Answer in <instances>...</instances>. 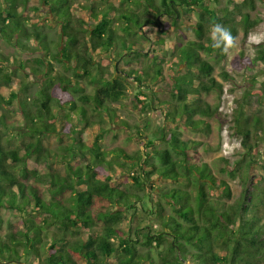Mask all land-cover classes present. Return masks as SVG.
<instances>
[{
    "label": "trees",
    "instance_id": "1",
    "mask_svg": "<svg viewBox=\"0 0 264 264\" xmlns=\"http://www.w3.org/2000/svg\"><path fill=\"white\" fill-rule=\"evenodd\" d=\"M259 4L264 0H0V39L18 53L39 54L34 65L14 58V68L0 50V211L21 216L0 234V264H264V173L232 204L218 208L232 199L229 183L175 126L180 118L186 130H209L205 119L218 117L220 106L202 95L224 94L215 64L231 48L217 46L212 26L222 25L241 45L263 23L254 15ZM53 23L56 36L49 33ZM145 28L155 29L156 40ZM154 46L159 50L153 52ZM233 65L239 76L261 66L241 101L235 100L245 157L224 170L246 183L261 155L251 140L264 142V110L252 118L245 114L248 107H264V42L254 57L241 51ZM22 73L27 79L42 74L43 86L32 92ZM13 86L18 90L6 98L1 90ZM158 89L171 99L157 98ZM132 96L154 110L169 106L158 136L165 146L149 140L134 154L102 151L90 130H104V112L120 127L137 129L109 105ZM58 122L72 144L51 151L47 142ZM55 163L65 165L64 173Z\"/></svg>",
    "mask_w": 264,
    "mask_h": 264
},
{
    "label": "rangeland",
    "instance_id": "2",
    "mask_svg": "<svg viewBox=\"0 0 264 264\" xmlns=\"http://www.w3.org/2000/svg\"><path fill=\"white\" fill-rule=\"evenodd\" d=\"M96 0H87V2H95ZM46 12V10H44ZM254 15H259L263 19V23H261L254 31L251 32L248 38L243 41V43L240 45L234 44L231 47V52L228 55V58L225 61L220 62L219 64H215V71H214V77L223 83L224 85V94L220 95L218 92H211L210 94H204L203 99L207 102H209L211 105L216 106L219 105V115L217 118H208L205 119L209 124L210 128L209 130H199V131H191V130H185L183 128V121L182 119H178L175 122L176 128H178L182 133V139L186 142H195L198 143L197 145H192V147H196L201 155L203 156V159L205 162H207L213 172L221 179L226 180L232 190V199L230 200H221L220 206L218 208L222 209L226 205L232 204L233 201H235L241 193L245 189H249L252 186V181L257 178L260 174H263L264 171L262 170V164H264V142L258 141V139H252L251 142L256 143L258 142V151L260 152V156H257V163L258 165H255L254 167L250 168L248 171V178L246 183H244L239 175L237 178H234L229 175L227 171H224L225 169L232 170L234 167V163L240 162L245 157V149L242 147V139L237 135V129L235 124V115L234 111L236 106L235 100L241 101L242 96L244 95L246 89L251 87L250 83V76L257 74L261 70L260 65H256V67L252 70H247L246 75L239 76L237 73L234 72L233 64L234 60L240 55L241 51H244L245 54L250 55L251 57H254L256 46L262 42H264V5L259 4V10L257 13H254ZM192 19H195L194 15H191ZM88 25H86L87 28L92 26L93 21H89L88 19ZM53 23L51 27H49V33L56 36V34L59 33L58 24ZM56 30V32H55ZM147 33L148 38L155 39V29L152 28H145V31ZM187 36L190 39L195 40L196 37L192 31H189L187 29ZM140 42H146L145 38H140L139 35L136 34V39ZM168 43L167 49L169 52H172L174 41ZM256 41H259L258 43ZM0 50L2 53L10 57V61L14 65V68H16L17 61H15L14 58H17L20 61L27 62L30 65H34L38 61L39 54H28V53H18L14 47L8 45L5 41L0 39ZM153 52H156L159 50L158 46L152 47ZM134 53V49L132 51ZM132 52H128L133 54ZM127 53V54H128ZM129 54V55H131ZM105 55V53L101 54L100 56H96V60L100 61L102 56ZM126 58L127 56L124 55ZM129 57V56H128ZM156 57V56H155ZM157 59V58H156ZM129 60V59H128ZM213 62V61H212ZM214 63V62H213ZM156 64H161V62L158 60ZM55 69L58 71H62V66L58 63H54ZM167 66L166 64L164 65ZM151 74L154 77H157L158 71L156 70H150ZM223 72H227L231 76H233L235 79L233 82H226L222 78L221 74ZM22 79L29 80L31 82V91L34 92L37 90L39 86H43V82L45 81V78L42 74L40 75H34L33 77L27 79L24 78L22 73ZM92 87L88 86L87 91H91ZM17 91L18 87L13 86L10 88H4L2 89V94L7 98L9 96V93L11 91ZM32 91V92H33ZM156 97L161 100H170L169 93L165 91H161L158 89L156 92H154ZM146 95H140L139 100H145ZM155 100V99H154ZM156 101V100H155ZM154 101V102H155ZM110 107H113L117 110L118 118L121 120H125L131 124V126H137V129L133 128H122L120 127L116 121L112 122L109 115H107L106 112L103 113L104 123L101 125L104 130H100V126H95L93 129L90 130V138L91 140H96L97 137H99V140L97 142L99 143L102 151L110 152L116 148H123L126 150L127 153L134 154L138 151H144L148 141H154V144L156 147H164L165 145L159 141V135L160 132H162L164 126H165V120L167 115V110L169 109L168 105H165L164 107H158L156 110L153 109V107H150L148 105H142L139 104L135 97L132 96L131 99H127L123 102L122 105H114L109 104ZM261 111L264 110V107H258L257 105L248 107L246 109V113L248 114L250 118L256 115V113H259L261 115V112L256 111L257 109ZM236 114V113H235ZM97 118V115H96ZM168 119V118H167ZM251 121V120H250ZM76 122V120H75ZM58 132L56 135H51L49 137V141L47 142V147L54 151L56 148L60 146H68L71 145L72 141L63 133L64 131V124L62 122L57 123ZM142 134L143 138L139 135ZM158 137V138H157ZM142 142H145V144L142 145ZM53 168L55 170L61 171L64 173V164L55 163L53 164ZM120 180H118V177L116 180L111 181L112 186H117L119 184ZM167 184L170 186L176 185V182L172 181H166ZM225 204V206H223ZM194 208L196 209L197 216L201 217L202 215L198 212L200 209V206L197 204V202H194ZM170 210V209H168ZM0 216L2 220V229H0V234L4 235L12 230L14 226H16L19 223L20 215L13 211L8 210H1ZM130 218V214L127 216V221L123 226L126 227L128 221ZM153 228L156 229L157 225L154 223L152 224ZM127 229V228H126ZM153 256L157 258V251L154 249L152 250ZM9 264H20V263H9ZM26 264V263H24Z\"/></svg>",
    "mask_w": 264,
    "mask_h": 264
},
{
    "label": "clouds",
    "instance_id": "3",
    "mask_svg": "<svg viewBox=\"0 0 264 264\" xmlns=\"http://www.w3.org/2000/svg\"><path fill=\"white\" fill-rule=\"evenodd\" d=\"M212 38L217 41V46L221 43L224 44L225 48H231L234 45L235 38L231 35L228 29L220 24H214L211 29ZM257 43L259 41H256Z\"/></svg>",
    "mask_w": 264,
    "mask_h": 264
},
{
    "label": "crops",
    "instance_id": "4",
    "mask_svg": "<svg viewBox=\"0 0 264 264\" xmlns=\"http://www.w3.org/2000/svg\"><path fill=\"white\" fill-rule=\"evenodd\" d=\"M184 128V127H183ZM185 129V128H184ZM186 130V129H185Z\"/></svg>",
    "mask_w": 264,
    "mask_h": 264
}]
</instances>
